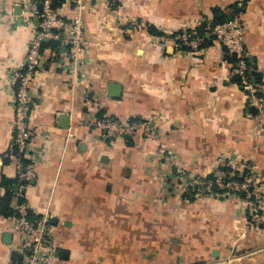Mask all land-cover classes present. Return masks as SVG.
<instances>
[{
  "label": "crops",
  "instance_id": "1",
  "mask_svg": "<svg viewBox=\"0 0 264 264\" xmlns=\"http://www.w3.org/2000/svg\"><path fill=\"white\" fill-rule=\"evenodd\" d=\"M27 4L0 0V153L14 135L12 68L38 28ZM58 9L82 19L88 42L78 66L45 43L30 91L27 159L37 175L26 203L49 218L51 264H264V228L247 222L240 198L189 200L175 180L176 166L206 175L224 155L253 162L264 192V117L256 128L234 57L208 32L198 50L171 44L214 15L240 16L264 94V0H65ZM103 115L153 120L157 137L103 140L92 125ZM1 174L14 179L12 159ZM21 244L0 215V264Z\"/></svg>",
  "mask_w": 264,
  "mask_h": 264
},
{
  "label": "built area",
  "instance_id": "2",
  "mask_svg": "<svg viewBox=\"0 0 264 264\" xmlns=\"http://www.w3.org/2000/svg\"><path fill=\"white\" fill-rule=\"evenodd\" d=\"M108 1L112 4L118 0ZM39 4L42 5L41 10L38 9ZM27 6L31 15L37 19L38 28L29 41L23 63L12 68L11 84L15 88L12 120L14 135L6 152L0 153V178L4 166L2 157H9L15 164L17 186L11 200L14 212L10 217L14 220V227L22 239L21 249L16 251L21 256L20 259L10 261L9 264H51L56 257L49 218H31L26 203L27 187L37 175L35 161L27 159L35 134V129L28 124L29 105L32 103L30 91L35 73L42 64L41 48L44 43H56L61 56L70 64L78 66L88 41L84 34V22L79 16L66 19L59 9L51 6V0H42L40 3L28 0ZM206 32L225 47L228 55L235 54L231 72L239 76L246 96V106L255 108L256 128H260L264 117V94L260 85L255 82L251 74L252 69L245 59V27L240 16L235 15L215 23L212 28L206 25L202 29H185L171 38V44L179 48L198 50L204 42ZM92 125L99 128L103 140L115 137L128 139L136 133H140L146 140L157 137V125L150 119L124 121L103 115L96 118ZM22 159L28 161L23 163ZM225 167H228V170H225ZM208 175H212L214 179H208ZM234 176L242 179L235 180ZM175 180L184 188L189 199L219 195L212 190V186L216 185L222 191L220 195L237 197L243 201L248 223L256 222L264 228V192L254 171L253 162L249 159L239 160L221 155L216 158L213 168L206 175H190L184 167L176 166Z\"/></svg>",
  "mask_w": 264,
  "mask_h": 264
},
{
  "label": "trees",
  "instance_id": "3",
  "mask_svg": "<svg viewBox=\"0 0 264 264\" xmlns=\"http://www.w3.org/2000/svg\"><path fill=\"white\" fill-rule=\"evenodd\" d=\"M35 1L37 3L42 2V0H35ZM64 1L65 0H51V6L53 8H55V9H58ZM213 19H214L215 23H219V22H222L224 20H227V18H217L215 15H214ZM148 31L151 34H154V35H157V33H158V31L152 25L148 27ZM206 40H207V38L205 36L204 37V42ZM50 43H52V42H48L47 45H49ZM44 44L42 45V47L44 46ZM52 44H54V43H52ZM251 74L253 75L255 82L259 84L258 74H256L253 70H251ZM2 160H3V165H5V164H7V163H9L11 161V159L9 157H2ZM27 161L28 160H26V159H22L23 163H26ZM224 169L228 170V167H225ZM207 178L208 179H214L212 177V175H208ZM233 179L241 180L242 178L239 177V176H234ZM15 180H16L15 177H14V179H11V178L1 174L0 187H1L2 190H1V197H0V215L3 216V217H10V216L13 215V212H14V209L11 206V200H12V198L14 196L13 187H14V185L16 183ZM212 188H213L212 190L217 192V193H219V195H220V193L222 194L221 189H219L216 185H213ZM221 196H224V195H221ZM185 197H186V195H185ZM189 200H193V199H189ZM29 216L31 218H38V217L32 216L30 209H29ZM20 257H21L20 255H16V254L12 253L11 261L18 260V259H20Z\"/></svg>",
  "mask_w": 264,
  "mask_h": 264
},
{
  "label": "water",
  "instance_id": "4",
  "mask_svg": "<svg viewBox=\"0 0 264 264\" xmlns=\"http://www.w3.org/2000/svg\"><path fill=\"white\" fill-rule=\"evenodd\" d=\"M38 9H39V10H41V9H42V5H41V4H39V5H38ZM214 25H215V22H214V21H212V22L210 23V25H209V26H210V28H212V27H214ZM232 56H233V57H235V54L233 53V54H232ZM253 109L255 110V108H253ZM16 189H17V186H16V185H14V187H13V190H16Z\"/></svg>",
  "mask_w": 264,
  "mask_h": 264
}]
</instances>
